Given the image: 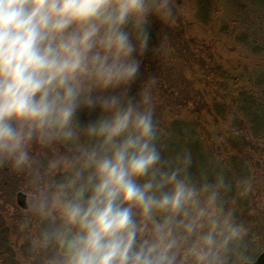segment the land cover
<instances>
[{"label": "clouds", "instance_id": "9594fccd", "mask_svg": "<svg viewBox=\"0 0 264 264\" xmlns=\"http://www.w3.org/2000/svg\"><path fill=\"white\" fill-rule=\"evenodd\" d=\"M152 19L175 24L174 0H0V166L75 152L48 161L65 175L35 207L39 247L60 249L48 264H229L244 237L225 177L166 156L151 84L132 94Z\"/></svg>", "mask_w": 264, "mask_h": 264}, {"label": "rangeland", "instance_id": "374dc122", "mask_svg": "<svg viewBox=\"0 0 264 264\" xmlns=\"http://www.w3.org/2000/svg\"><path fill=\"white\" fill-rule=\"evenodd\" d=\"M200 6L204 17L199 15ZM174 10L176 22L170 28L151 20L157 42L141 57L140 76L131 91L135 95L145 83L151 84L154 119L160 129L176 119L198 120L204 130L200 136L217 150V160H228L232 154L227 139L230 131L246 137L240 148L244 155L238 158L245 161L249 176L227 207L245 234L229 253V264L255 261L264 252V138L233 127L232 121L239 117V93L250 91L254 76L264 68V50L252 51L242 43L226 0H174ZM164 32L166 40L162 39ZM214 104L224 107L225 118L215 112ZM37 146L33 148L32 169L16 171L0 166V227L5 229L0 233L8 238L7 246L14 254L13 260L8 259L10 255L1 256L0 264H48L60 251L55 244L39 247L36 233L42 221L35 207L45 184L65 174L48 173V161L54 154L68 155L53 146L42 154ZM17 193L26 196L27 210L16 204ZM26 241L32 244L28 256L20 253Z\"/></svg>", "mask_w": 264, "mask_h": 264}, {"label": "trees", "instance_id": "16d2710c", "mask_svg": "<svg viewBox=\"0 0 264 264\" xmlns=\"http://www.w3.org/2000/svg\"><path fill=\"white\" fill-rule=\"evenodd\" d=\"M228 7L233 12L234 21L236 24L234 30H239V39L246 46H249L252 51L264 50V0H226ZM199 15L205 16V10L202 6L199 8ZM151 38L149 45H155L156 39L153 31L150 28ZM250 91L239 93L238 112L239 117L232 121V126H240L245 132H251L257 138H264V68L260 69L254 76ZM215 112L225 118L224 107L219 104H214ZM217 110V111H216ZM88 117L85 116L84 119ZM161 136V145L166 156L175 155L178 151L188 150L193 156V171L199 173L201 171L207 173L210 177L217 174H222L225 177L226 183L229 185V190L224 195L225 205L235 199L239 193V189L249 176L248 167L245 161L238 158L239 155H244L240 150L242 144L247 141L243 135H237L233 131L228 133V140L232 146V154L228 160H217L215 154L217 150L209 145L201 133V125L198 120L176 119L172 120L168 127L159 128ZM250 134V135H251ZM238 147H235L237 146ZM53 147L56 151H60L68 156H74L73 149L61 144H55ZM42 154H47V149L36 147ZM216 152V153H214ZM65 175V174H64ZM64 175L56 178V182L63 179ZM228 201V202H226ZM243 201V200H241ZM48 227L47 222H41L37 227L38 238L40 234ZM4 229L3 226L0 227ZM5 230V229H4ZM38 241V240H37ZM8 238L4 233H0V257L10 255L9 260L14 259L11 249L8 245ZM51 246H54L51 245ZM22 250L24 252H22ZM20 250L21 255L28 256V250L32 251V244L26 241Z\"/></svg>", "mask_w": 264, "mask_h": 264}, {"label": "water", "instance_id": "95a60500", "mask_svg": "<svg viewBox=\"0 0 264 264\" xmlns=\"http://www.w3.org/2000/svg\"><path fill=\"white\" fill-rule=\"evenodd\" d=\"M16 204L18 207H20L22 210H27V203H26V196L22 193L16 194ZM255 264H264V252L259 255V257L254 261Z\"/></svg>", "mask_w": 264, "mask_h": 264}]
</instances>
